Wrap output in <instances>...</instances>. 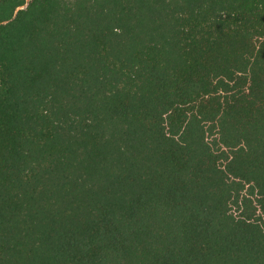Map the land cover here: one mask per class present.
<instances>
[{
  "label": "trees",
  "instance_id": "obj_1",
  "mask_svg": "<svg viewBox=\"0 0 264 264\" xmlns=\"http://www.w3.org/2000/svg\"><path fill=\"white\" fill-rule=\"evenodd\" d=\"M0 264H264V0H0Z\"/></svg>",
  "mask_w": 264,
  "mask_h": 264
}]
</instances>
